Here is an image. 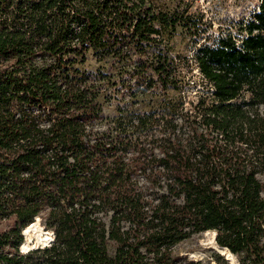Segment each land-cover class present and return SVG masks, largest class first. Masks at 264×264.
Returning a JSON list of instances; mask_svg holds the SVG:
<instances>
[{"label": "trees", "instance_id": "obj_1", "mask_svg": "<svg viewBox=\"0 0 264 264\" xmlns=\"http://www.w3.org/2000/svg\"><path fill=\"white\" fill-rule=\"evenodd\" d=\"M192 22L156 0H0V264H201L172 249L205 232L264 264V0L194 49L189 101L134 108L189 88L163 36Z\"/></svg>", "mask_w": 264, "mask_h": 264}, {"label": "rangeland", "instance_id": "obj_2", "mask_svg": "<svg viewBox=\"0 0 264 264\" xmlns=\"http://www.w3.org/2000/svg\"><path fill=\"white\" fill-rule=\"evenodd\" d=\"M156 2L164 11L186 8V15L190 16L193 21L194 35L189 34L185 28L176 27L168 38L166 35L163 36L165 40L167 39L170 46L169 55L174 58V62L179 63V72L183 79L186 80L185 82L189 85V88H185L180 94L167 90L163 94L156 92L155 95L138 98V104L134 106L138 111L151 110L164 98L176 101L179 95L184 97V101H189L193 92L201 84L200 77L192 61L194 49L199 45H211L217 37L223 36L227 32L234 34L236 23L247 19L252 14L258 0H156ZM190 24L188 23V25ZM108 67V63H95L90 59L83 66L87 71H95L97 69L106 71ZM122 79L115 75L103 86V96L110 98H106V102L103 105L105 115L111 116L115 106L121 105V96L126 93ZM10 226V221L0 223V231H4ZM34 226L43 230L38 219ZM212 237V232H205L186 240L173 247V255L188 260L200 261L201 264H223L221 263L222 261L217 262L214 260L213 254L215 253L221 257L225 264H231L226 258L232 256L236 264L233 254L227 250L229 254L224 250L218 249ZM23 239L25 240L26 238L23 237ZM29 240L34 245V248L44 247L36 244L33 235H29ZM217 251L225 257L220 255V253L218 254Z\"/></svg>", "mask_w": 264, "mask_h": 264}, {"label": "bare ground", "instance_id": "obj_3", "mask_svg": "<svg viewBox=\"0 0 264 264\" xmlns=\"http://www.w3.org/2000/svg\"><path fill=\"white\" fill-rule=\"evenodd\" d=\"M36 221H37V218H35V222H36ZM23 231H24V230H23ZM23 231H22V235H23ZM23 237H24V235H23ZM222 249H223V248H222ZM27 250H29V249H27ZM27 250H26V251H27ZM20 252H22V251H21V246H20ZM217 252H218V251H217Z\"/></svg>", "mask_w": 264, "mask_h": 264}, {"label": "water", "instance_id": "obj_4", "mask_svg": "<svg viewBox=\"0 0 264 264\" xmlns=\"http://www.w3.org/2000/svg\"><path fill=\"white\" fill-rule=\"evenodd\" d=\"M51 234V233H50ZM22 235V233H21ZM23 236V235H22ZM213 241H214V233H213V237H212ZM51 240H52V235H51ZM33 249V248H32ZM31 250V249H30Z\"/></svg>", "mask_w": 264, "mask_h": 264}]
</instances>
